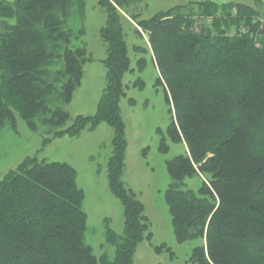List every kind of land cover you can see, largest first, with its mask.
Masks as SVG:
<instances>
[{"label":"trees","instance_id":"obj_1","mask_svg":"<svg viewBox=\"0 0 264 264\" xmlns=\"http://www.w3.org/2000/svg\"><path fill=\"white\" fill-rule=\"evenodd\" d=\"M140 1L97 0L105 13L99 33L106 85L95 113L65 126L69 114L51 103L70 101L90 59L84 45L71 46L84 29L67 27L70 0H0V131L15 129L17 117L32 130L39 119L53 137L100 122L112 128L107 178L123 207V236L107 229L115 256L101 263L132 264L138 243L151 235L143 203L121 179L119 102L130 69L126 21L133 20L148 36L170 114L158 148L185 145L166 161L171 181L164 196L176 240L195 241L194 264H264V10L202 1L140 20L131 11ZM77 7L83 19L84 0ZM83 198L68 163L25 157L0 179V264H97L84 240Z\"/></svg>","mask_w":264,"mask_h":264},{"label":"rangeland","instance_id":"obj_2","mask_svg":"<svg viewBox=\"0 0 264 264\" xmlns=\"http://www.w3.org/2000/svg\"><path fill=\"white\" fill-rule=\"evenodd\" d=\"M202 1L244 3L264 10V0H141L132 6L131 11L140 13L141 20L176 5ZM192 8L195 14L200 13L198 6ZM84 13V18L80 19L77 0H70L67 27L75 33L84 29L81 36L73 38L71 46L84 45L90 59L83 65L80 84L70 101L62 104L53 100L51 103L52 108L61 107L69 114L65 126L70 125L77 115H93L106 85L103 64L106 44L99 33L105 22V13L97 0H84ZM203 20L210 24L212 17ZM126 23L130 69L124 74L125 94L119 102L126 138L125 168L121 179L143 203L150 225L148 231L151 232L150 237L138 243L132 264H194L190 257L195 241L176 240L164 196L171 181L166 161L182 153L185 145L169 143L166 153L158 148L159 131L165 132L170 120L164 89L156 81L157 69L147 34L141 28L138 34L133 20ZM37 122V129L32 130L24 119L17 117L15 129L10 125L1 129L0 179L27 156L37 155L40 160L68 163L75 170L77 186L84 194L82 208L87 217L84 240L99 261L97 264H102L103 257L113 260L115 246L107 240V229L110 228L117 237L123 236V207L108 186L112 128L106 122H100L94 129H82L76 136L53 137L39 119ZM194 182H190L192 186H195ZM157 246L162 249L158 251Z\"/></svg>","mask_w":264,"mask_h":264}]
</instances>
